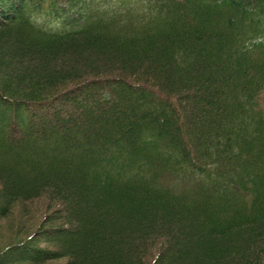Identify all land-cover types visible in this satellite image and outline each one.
<instances>
[{
    "label": "trees",
    "instance_id": "obj_1",
    "mask_svg": "<svg viewBox=\"0 0 264 264\" xmlns=\"http://www.w3.org/2000/svg\"><path fill=\"white\" fill-rule=\"evenodd\" d=\"M263 92L264 0H0V264H264Z\"/></svg>",
    "mask_w": 264,
    "mask_h": 264
},
{
    "label": "rangeland",
    "instance_id": "obj_2",
    "mask_svg": "<svg viewBox=\"0 0 264 264\" xmlns=\"http://www.w3.org/2000/svg\"><path fill=\"white\" fill-rule=\"evenodd\" d=\"M112 3L115 2V0H111ZM261 99H262V105L264 107V92L262 93L261 95ZM32 207L31 208H27L26 213L23 214V216H25V218L23 219V216H22V211H20V207L17 206L14 210L13 213H11V216L8 218V219H3L0 218L1 220V223H0V230L2 231L0 233V248L2 247V245L6 244L8 241H10V238L11 237V232H7L6 231V228L7 226H11V224H15V223H19V226H18V230L20 229H23L25 227H27V225H30L29 221H34L38 219V216H39V211H41L43 208L46 207V203L45 202H40V204L38 203L37 204H33L31 205ZM52 211V210H51ZM50 211V212H51ZM49 212V213H50ZM20 217H22L21 221H20ZM11 220H13V222L11 223ZM17 231V230H16ZM63 261H54V262H50V263H47V264H62Z\"/></svg>",
    "mask_w": 264,
    "mask_h": 264
}]
</instances>
